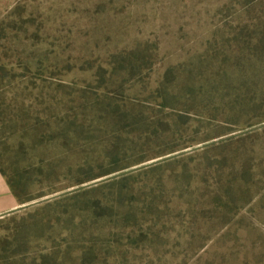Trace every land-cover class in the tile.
Here are the masks:
<instances>
[{
	"label": "rangeland",
	"instance_id": "1",
	"mask_svg": "<svg viewBox=\"0 0 264 264\" xmlns=\"http://www.w3.org/2000/svg\"><path fill=\"white\" fill-rule=\"evenodd\" d=\"M17 6L19 13L8 15ZM2 23L0 31L8 42L0 48V111L10 126L0 129L1 158L8 167L9 159L16 162L13 156L19 149L31 153L37 197L39 189L45 194L29 203L18 202L0 216V264H264V162H260L264 135L247 139L231 152L207 150L264 124V111L256 113L257 121L251 114L248 120L241 116L231 123L215 121L209 111L205 124L179 109L162 108L156 92L158 79L169 68L186 73L207 67L216 74L219 66H228L220 57L210 58L223 45L236 48L248 41L247 49L241 50L247 54L246 63L263 64L264 53H254L255 42H264V0H0ZM129 64L138 69L133 76L128 74ZM123 78L129 81H120ZM174 79L182 80L178 74ZM108 102L119 104L120 111L139 114L141 120H125L119 130L125 138L111 148L128 155L121 166L114 163L121 171L82 186L94 187L137 169L120 202L133 205L135 215L125 214L126 227L109 236L102 248L96 240H82L69 252L75 244L64 228L73 226L59 224L57 216L71 211L72 201L55 206L56 211L19 208L76 189L67 171L70 165H90L93 175L106 171L96 162L108 159L105 145L113 130L105 122ZM214 104L221 105L220 99ZM153 116L168 124L180 117V133L149 123ZM16 118L26 131L15 125ZM65 129L61 137L59 131ZM143 130L152 138L158 131L172 145L157 148L155 141L142 145L137 134L143 136ZM141 147L145 157L138 164L139 153L132 157L130 149L135 153ZM172 149L173 156L188 152L178 157L188 160L165 164L169 155H160ZM224 157L237 169L256 165L259 175L246 185ZM242 158L248 164L240 163ZM18 164H28L22 154ZM147 165L154 166L152 172L136 174ZM204 166L210 172L207 177L201 175ZM47 170L49 181L41 174ZM214 172L223 175L218 178ZM147 177L159 187L145 184ZM46 183L56 192H49ZM221 183L232 185L235 201L239 196L248 202L244 209L227 210L212 202L216 195L207 203L211 206L206 200L202 207L190 203ZM3 185L9 188L0 173V194ZM41 219L45 225L39 224ZM80 254L83 260L78 259Z\"/></svg>",
	"mask_w": 264,
	"mask_h": 264
},
{
	"label": "trees",
	"instance_id": "2",
	"mask_svg": "<svg viewBox=\"0 0 264 264\" xmlns=\"http://www.w3.org/2000/svg\"><path fill=\"white\" fill-rule=\"evenodd\" d=\"M19 13V7H15L8 15H16ZM21 19V17H20ZM3 24H0V30L3 28ZM2 42H8V37L4 35L0 31V48L4 49V44ZM255 55L264 53V42L257 40L255 42ZM236 48L222 46L216 54L212 55L210 58L213 60H217L219 57L222 60V63L229 62L228 66H219L217 69V73L214 74L213 69H209L207 67H202L198 71L187 69L178 70L175 68H169L164 71V75L161 79H158L156 85V92L160 95L161 101L160 106L162 108L168 107L170 109H179L182 111L184 115L192 118L200 123H205L206 113L210 111L211 116L214 120H219L227 123L236 122L241 116H247V120L252 118L251 114H253L254 119L256 118L257 112L264 111V63L261 64L256 60V63L247 64V54L242 52L241 50H245L248 47V41H245L242 45L235 44ZM148 57L147 55L145 56ZM129 58L132 59L131 56ZM141 58L142 61L146 60ZM128 60V57L126 58ZM264 61V59H263ZM130 65V64H129ZM130 69V76H133V73L138 72V69L135 70L132 65ZM123 69V67H120ZM181 76L182 80L180 82L175 81L176 75ZM147 76V75H146ZM217 78V79H215ZM3 79V76H0V82ZM120 81L127 82L129 79H120ZM118 88H121L120 86ZM142 90H145L147 87L143 84L141 87ZM4 92V91H3ZM139 92V90H137ZM5 94V92H4ZM152 93H150L151 95ZM0 98H3V93H0ZM218 98L220 99L221 105L214 104V100ZM120 105L115 102L107 103V111L105 115V122L108 125H111L112 130V139L110 143L106 144V148L108 151L106 163L102 164L101 162H96V164L101 167L102 170H105L102 173L94 174V168L90 165L83 166L76 163L74 166L70 165L67 168V171L70 173V181L73 186H78L74 191L61 195L55 199L42 203L40 205L30 207L35 208V210L46 209L56 211L55 206H59L64 201H72L74 203V207L71 211L61 212L66 213L64 215L57 216V222L63 225H72L73 229L65 227L64 229L68 231L67 239H71L75 246H70L68 251L71 252L75 250L77 244L82 240H87L88 242H93L96 240L99 242L100 248H102L103 243L109 236H116L118 230L125 228L126 225H122L124 219H122L125 214H129L130 217L135 215L134 206L125 204H120L124 197V188H126L129 181L135 178L134 174L138 170H134L125 174H117L112 178H107L100 182L99 185L94 187H84L80 188L82 184L91 183L98 178H102L105 176H110L115 173L121 171L117 165L114 163L122 164V160H125L128 155L125 152H120L118 150H112L111 148L118 144L120 140L125 137L119 133L121 131V126L125 120L132 118V121H140L141 118H137L136 116L139 114H135L131 111H120ZM228 110L227 112H225ZM225 112V113H224ZM213 113L218 114L217 117L213 116ZM0 115L2 118L0 120V129L9 127L10 123L5 122L3 118V113L0 111ZM103 115H100L99 118H103ZM18 118V117H17ZM15 119V125L18 126L19 129L25 130V128H21L18 125V120ZM258 119H255L257 121ZM151 124H158L160 126L166 125L170 127L174 131V135L180 133V122L181 119L179 117L178 120H172L170 124L168 122H164L162 118L153 116L148 119ZM168 124V125H167ZM215 124V123H214ZM135 125H139V123H135ZM141 126V125H139ZM254 125H249L248 127H253ZM259 130V131H258ZM258 130H253L255 132H251L250 130L246 133L243 132L238 134L237 137L228 138L220 141L214 146L208 148L207 150H220L221 152H231L233 151L232 147L243 145L245 141L256 135H264V127ZM60 135H64L67 133V129L59 131ZM108 132V131H106ZM142 134L139 132L137 134V139L141 141L142 145L149 144V142H154L155 147H159L161 145L170 146L172 145L171 141L162 135H159L158 131H154L155 138H152L150 134H147L144 130ZM158 134V135H157ZM174 135L171 137L172 141L174 140ZM63 139V138H62ZM215 139V138H213ZM42 135L38 138V142H41ZM64 141V140H63ZM207 141V140H205ZM210 141V140H209ZM207 141V142H209ZM142 148H139L135 153L131 148L132 157L139 153L138 159L136 162L138 164L143 163V158L145 157L142 153ZM176 152L175 149L170 150L168 153L160 155V157H166L167 161L165 164H178L181 161L188 160V157L173 156ZM28 161L27 165L20 166L18 164V159L20 155ZM205 154V152H204ZM248 158V155H245ZM16 160L14 162L12 159H9V165L6 167L3 164V160L0 154V173L5 178L12 194L15 196L17 201L21 204L29 203L38 197H41L45 194L41 189L38 190L40 196L37 197V189H35L36 180H32L31 176L33 174V158L31 153L23 151V149H19L17 153L13 156ZM31 161H30V160ZM224 161L230 165L232 168V172L236 173L234 176H241L244 179L246 185L249 182H252L255 177L259 175L258 167L252 165H246V168H234V164H231L227 161L226 157H224ZM264 162V154L261 157V161ZM240 163L245 164L246 159L242 158ZM248 164V163H246ZM106 166V167H105ZM147 165L146 169H139L140 171L136 174H145L152 172V168ZM157 167V166H156ZM155 167V168H156ZM126 168V167H125ZM123 168V169H125ZM122 169V170H123ZM217 169V168H216ZM261 169V168H260ZM204 172L201 174L203 177H207L210 172H207V167L204 166ZM130 171V170H128ZM216 176L222 177L223 173H216ZM41 174H45V180L49 181L50 171H44ZM230 174L231 171H230ZM183 176H186V171L182 173ZM85 177V178H83ZM218 177V178H219ZM235 177L232 175V180ZM254 182V181H253ZM259 182H261L259 180ZM150 183L159 187V185L153 180V177H147L145 180V184ZM230 183V182H229ZM229 183H221V186H214L213 189L209 190L207 193L200 192L194 199L190 200V203L193 206H204L203 200H206V205L210 202L209 200L213 196H217V198L213 197L212 202L217 201L219 204L225 209H232L235 213L240 212L244 209L245 205L248 203L243 200L242 197L236 198V192L234 194L231 193V189L233 190L232 185ZM48 187L49 192L55 193L54 187L49 183L44 184ZM100 191V196H91ZM234 191V190H233ZM246 192L245 189H241L240 193L244 194ZM90 195L89 197H87ZM28 209V208H27ZM5 216V215H4ZM44 217V215H42ZM39 222V218H38ZM47 223V222H46ZM42 225H45L41 219ZM131 227H135V225H130ZM41 234V233H40ZM50 239V237H47ZM26 245V244H25ZM27 246V245H26ZM93 252L91 248L90 253ZM78 259L83 260L84 255L80 254Z\"/></svg>",
	"mask_w": 264,
	"mask_h": 264
},
{
	"label": "crops",
	"instance_id": "3",
	"mask_svg": "<svg viewBox=\"0 0 264 264\" xmlns=\"http://www.w3.org/2000/svg\"><path fill=\"white\" fill-rule=\"evenodd\" d=\"M17 206H18V201L15 198V196L12 194L10 188H7L5 185H3V189L0 194V216L6 215V213L11 212Z\"/></svg>",
	"mask_w": 264,
	"mask_h": 264
},
{
	"label": "water",
	"instance_id": "4",
	"mask_svg": "<svg viewBox=\"0 0 264 264\" xmlns=\"http://www.w3.org/2000/svg\"><path fill=\"white\" fill-rule=\"evenodd\" d=\"M263 127H264V124L259 125V126H257V127H254V128H252V129H250V131L258 130V129H261V128H263ZM194 150H195V149H192V150H190L189 152H193ZM185 153H188V152H184V153H181V154H176L175 156H179V155H182V154H185ZM134 170H137V169H133V170L127 171L126 173L131 172V171H134ZM122 174H125V173H122ZM84 187H87V186H81L80 188H84ZM74 190H75V189H72V190H70V191H67V192L61 193V194H59V195H55V196L50 197V198L42 199L41 201H37V202H34V203H30V204H28V205H24L23 207H21V208H19V209L21 210V209H26V208H30V207H34V206L40 205V204H42V203H45V202H47V201H50V200L55 199V198H57V197H60L61 195H64V194L70 193V192H72V191H74Z\"/></svg>",
	"mask_w": 264,
	"mask_h": 264
}]
</instances>
